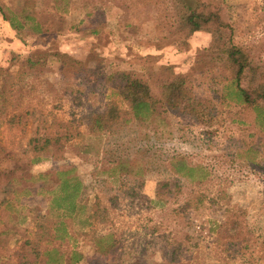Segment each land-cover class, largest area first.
I'll list each match as a JSON object with an SVG mask.
<instances>
[{
	"label": "rangeland",
	"instance_id": "rangeland-1",
	"mask_svg": "<svg viewBox=\"0 0 264 264\" xmlns=\"http://www.w3.org/2000/svg\"><path fill=\"white\" fill-rule=\"evenodd\" d=\"M201 1L220 11L232 42L264 72V0ZM197 2L0 0V50H23L16 60L12 54L0 60V202L7 190H19L7 207L19 239L4 247L15 264H41L39 251L51 246L59 223L87 238L118 234V250L90 254V264H264V125L257 120L251 128L255 113L236 102L225 53L211 33L187 36L177 29L186 6ZM5 15L22 24L18 33ZM36 22L47 25L45 33L36 31ZM62 52L78 67L62 72ZM116 70L135 71L158 96L162 84L184 77L212 102L211 122L159 105L157 129L122 119L102 132L90 130L88 114L120 100L119 80L106 79ZM10 152L22 157L13 174L20 177L17 186L3 178ZM178 155L205 166L206 174L171 172ZM120 158L134 196L118 188V171H101ZM68 164L82 182L72 211L51 201L60 192L53 168ZM227 215L237 225L219 237Z\"/></svg>",
	"mask_w": 264,
	"mask_h": 264
},
{
	"label": "trees",
	"instance_id": "trees-1",
	"mask_svg": "<svg viewBox=\"0 0 264 264\" xmlns=\"http://www.w3.org/2000/svg\"><path fill=\"white\" fill-rule=\"evenodd\" d=\"M6 18L11 27L16 30V33L23 27L21 26L22 24L16 23L13 18L7 16ZM34 28L37 29L38 33H45L48 29L44 22H36ZM177 29L185 31L187 36L200 29H207L211 33L216 48L225 53V59L222 58V63L224 69L230 74V84L233 88L231 93L234 94L236 102L251 108L255 113L252 118L254 123L252 121L250 123L251 128L254 127L257 120L264 125V72L260 70V66L253 67L251 65L247 50L244 47L232 42L231 26L222 18L220 11L211 8L206 9L205 4L198 0L195 6H186L180 16ZM96 30L94 28L92 32H97ZM20 53L21 51L9 50L5 52V56L12 54L11 59L16 60ZM62 54L63 58L60 61V70L62 72L75 69L76 66L78 67L79 62L77 63L69 53L62 52L58 55ZM27 62V64L31 65L34 63V59L29 57ZM70 62H74L75 66H71ZM247 71L250 77L248 76L246 81ZM111 78L119 80L117 94L120 100L110 99L106 102L103 110L92 111L88 114L87 126L94 132H102L110 128L114 121L122 119L126 122L135 121L141 127L157 129V126H161L162 117L160 115L163 112V110L158 109L159 105L178 110L201 122L210 123L212 120V102L206 97L196 95L185 84V79L182 76H175L162 84L159 96L153 94L147 80L133 70H116L106 77V79ZM47 141L46 139L44 142ZM20 155L10 152L8 154L10 165H3L4 171L11 173V177L5 176V173L3 175L4 180L14 181L12 183L13 185L16 184V186L19 184L20 177L17 176L15 178L13 174L19 170L20 163L17 160L22 159ZM52 161L54 162L53 159ZM55 163L57 164L58 162H54V165ZM69 164L66 168L64 167L65 169L59 166L53 168L54 176L58 181L57 188L60 192L54 195L51 201L60 208L72 211L75 207L76 198L80 193L82 182L74 173L75 167ZM126 165L127 162L120 158L108 161L101 168V171L108 174V176H113L112 174L118 171L119 175H121L118 178L119 183L122 181L118 188L123 195L134 196L137 194L136 188L125 180L127 179ZM168 169L171 172L189 177H194V172L199 173V177L204 176L207 172L205 166L190 163L182 155L172 157ZM7 191L8 196H5L6 198H3L0 202V206L5 204L4 208L9 207L12 200L18 201L19 199L20 192L18 189L12 188ZM4 211V216L0 223V264H15L12 260L11 252L4 250V247L5 244L16 242L19 239L16 237L18 225L10 220L11 216L8 208ZM235 215L238 216L237 214ZM231 216L227 215L221 222L219 237L225 235L227 230L237 225V221H233ZM228 223H230L231 228H227ZM48 241L51 246H48V248L44 247L42 251H39V253L42 252L40 253L42 257L41 264H83L85 261L90 264L91 260L87 257L88 255L99 256L113 253L118 250L120 242L118 234L114 231L100 235L96 234L93 238H87L84 234L80 236L71 234L68 228L60 223L55 225Z\"/></svg>",
	"mask_w": 264,
	"mask_h": 264
},
{
	"label": "crops",
	"instance_id": "crops-1",
	"mask_svg": "<svg viewBox=\"0 0 264 264\" xmlns=\"http://www.w3.org/2000/svg\"><path fill=\"white\" fill-rule=\"evenodd\" d=\"M19 41V43H22L21 41H20V39L18 40ZM17 45H18V43H17ZM9 50H13V51H22V50H19V49H17L15 46L14 47H8V48H2L1 50H0V60L4 57V54H5V52L6 51H9Z\"/></svg>",
	"mask_w": 264,
	"mask_h": 264
}]
</instances>
